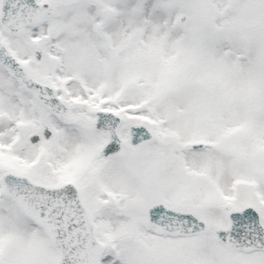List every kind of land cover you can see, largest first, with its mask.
<instances>
[{
	"label": "snow or ice",
	"instance_id": "snow-or-ice-1",
	"mask_svg": "<svg viewBox=\"0 0 264 264\" xmlns=\"http://www.w3.org/2000/svg\"><path fill=\"white\" fill-rule=\"evenodd\" d=\"M0 264H264V0H0Z\"/></svg>",
	"mask_w": 264,
	"mask_h": 264
}]
</instances>
